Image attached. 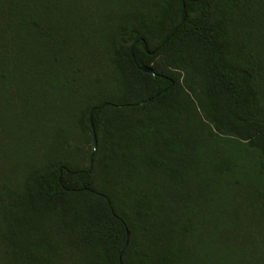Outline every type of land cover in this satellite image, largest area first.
<instances>
[{"label":"trees","instance_id":"obj_1","mask_svg":"<svg viewBox=\"0 0 264 264\" xmlns=\"http://www.w3.org/2000/svg\"><path fill=\"white\" fill-rule=\"evenodd\" d=\"M0 136L4 264H264V0H0Z\"/></svg>","mask_w":264,"mask_h":264},{"label":"rangeland","instance_id":"obj_2","mask_svg":"<svg viewBox=\"0 0 264 264\" xmlns=\"http://www.w3.org/2000/svg\"><path fill=\"white\" fill-rule=\"evenodd\" d=\"M78 135H82V130L78 129L77 130ZM1 139H3L2 136H0ZM4 140V139H3ZM2 142H6L3 141ZM2 144L0 146V193H3L6 191V188L11 187L15 188V186L20 182L22 179V170L17 169L16 166V161H19L18 163L20 164V158L15 152V150H12L11 148L9 149H2ZM92 142L91 141H86L82 135V137H76L71 141L70 148L72 150H75L79 152L80 156H85L83 158L84 163H88V154L91 150ZM82 154V155H81ZM79 156V157H80ZM23 163V162H22ZM247 210L251 211V209ZM251 214V212H249ZM2 222L0 220V233L2 230ZM7 261V254H6V248L1 241V235H0V264H4V262Z\"/></svg>","mask_w":264,"mask_h":264},{"label":"water","instance_id":"obj_3","mask_svg":"<svg viewBox=\"0 0 264 264\" xmlns=\"http://www.w3.org/2000/svg\"><path fill=\"white\" fill-rule=\"evenodd\" d=\"M142 70L145 72H150L152 74H155L154 70L150 66H143Z\"/></svg>","mask_w":264,"mask_h":264}]
</instances>
